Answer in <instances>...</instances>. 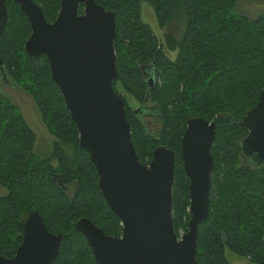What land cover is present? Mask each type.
<instances>
[{"label": "trees", "instance_id": "trees-1", "mask_svg": "<svg viewBox=\"0 0 264 264\" xmlns=\"http://www.w3.org/2000/svg\"><path fill=\"white\" fill-rule=\"evenodd\" d=\"M94 1L116 14L119 79L114 89L120 95V84L141 105L133 111L123 97L139 160L149 166L161 146L176 154L177 235L188 232L191 220L182 141L190 119H206L217 124V138L210 216L199 227L197 263L230 264V251L251 264H264V166L255 165L242 149L248 136L242 122L264 90V13L256 20L240 15L241 0ZM33 2L48 23L57 21L62 0ZM143 4L153 8L163 29L184 18L182 40L166 35L161 43L142 21ZM7 8L10 21L0 39V76L33 98L56 143L51 159L36 155V134L0 85V186L7 191L0 197V257H15L24 219L37 212L50 233L64 236L54 264H97L75 225L87 218L108 237H121L122 223L103 197L90 155L80 148L77 125L52 79L48 59L26 55L32 34L28 18L14 0H7ZM79 13H84L83 6ZM164 48L178 52L177 59L170 60ZM150 102L153 108L147 107ZM147 114L156 117V124L145 121Z\"/></svg>", "mask_w": 264, "mask_h": 264}, {"label": "water", "instance_id": "water-1", "mask_svg": "<svg viewBox=\"0 0 264 264\" xmlns=\"http://www.w3.org/2000/svg\"><path fill=\"white\" fill-rule=\"evenodd\" d=\"M14 2L32 29L24 47L26 55L48 59L52 79L77 125L80 148L90 155L103 197L123 226L121 237H108L87 218L75 225L96 263L198 264L199 227L210 216L217 124L198 118L188 121L181 154L190 180L191 220L188 232L179 238L173 220L176 154L161 146L149 166L141 163L125 102L114 89L119 79L116 14L94 0H62L59 18L50 24L33 0ZM9 21L7 0H0V39ZM242 127L248 132L242 144L244 155L264 166V90ZM23 229L15 257H0V264H54L64 236L50 233L37 212L26 216Z\"/></svg>", "mask_w": 264, "mask_h": 264}, {"label": "rangeland", "instance_id": "rangeland-1", "mask_svg": "<svg viewBox=\"0 0 264 264\" xmlns=\"http://www.w3.org/2000/svg\"><path fill=\"white\" fill-rule=\"evenodd\" d=\"M237 12L250 20H256L264 13V0H241L237 6ZM142 21L153 30L155 36L163 44H165L166 35H171L177 41H181L186 30L185 19L182 17L173 19L165 29L161 28L153 8L148 4L142 5ZM164 52L172 61H175L178 57V52L169 51L167 48H164ZM0 85H2L4 94L19 107L28 126L36 134V155L42 159H51L56 140L50 135L44 125L33 98L23 90L14 87L11 83L8 84V82L6 80L4 81L1 76ZM117 89L120 92V95L126 99L133 111L140 109L141 105L131 96L126 94L120 84L117 86ZM154 106L155 105L150 102L147 107L153 108ZM150 114L145 116V121L149 124H156V117ZM152 131L157 132V129L153 128ZM6 195L7 191L0 186V197ZM186 233L187 232L184 231L180 232L179 238ZM226 256L230 264H251L248 260L240 258L232 254L230 251L226 252Z\"/></svg>", "mask_w": 264, "mask_h": 264}, {"label": "flooded vegetation", "instance_id": "flooded-vegetation-1", "mask_svg": "<svg viewBox=\"0 0 264 264\" xmlns=\"http://www.w3.org/2000/svg\"><path fill=\"white\" fill-rule=\"evenodd\" d=\"M144 75H145V79L148 80L147 72H145ZM149 82H151V80H149Z\"/></svg>", "mask_w": 264, "mask_h": 264}]
</instances>
